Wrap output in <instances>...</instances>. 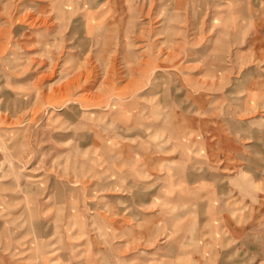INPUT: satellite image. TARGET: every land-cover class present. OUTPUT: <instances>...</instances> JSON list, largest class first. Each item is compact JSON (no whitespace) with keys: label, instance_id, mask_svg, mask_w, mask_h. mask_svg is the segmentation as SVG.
<instances>
[{"label":"rangeland","instance_id":"rangeland-1","mask_svg":"<svg viewBox=\"0 0 264 264\" xmlns=\"http://www.w3.org/2000/svg\"><path fill=\"white\" fill-rule=\"evenodd\" d=\"M211 1L125 0L124 15L114 20L119 24L94 26L87 25L98 5L91 0H0V264H50L43 259L55 246L76 254L89 237L93 244H118L113 254L123 257L124 264L138 258L149 263L160 254L162 260L173 258L178 246L165 249L166 241H183L182 248L191 255L207 243L204 254L211 253L210 236L199 231L212 226L211 208L219 209V215L234 213L238 186L229 177L232 171L208 167L209 160L197 145L190 153L184 150L190 145L186 137L179 138L177 114L188 109L187 114L207 117V110L214 109L220 123L242 142L250 114L242 100L244 59L238 48L236 57L231 54L232 45L242 49L243 43L238 38L225 41L227 28L212 24L221 20L209 18ZM258 7L252 6L250 26H236L235 37H248L250 28L259 32V26L254 27L260 3ZM161 36L168 41L159 43L155 37ZM158 48L166 49L177 64L167 77L152 75L150 80L153 84L166 80L169 101L183 100L169 107L167 120L158 118L161 106L155 108L157 118L148 115V100L159 99L160 93L148 94L147 72L136 67L144 65L148 49ZM128 83L132 85L126 89ZM209 94L218 101L203 102L198 109L202 113H196L198 101ZM132 98L137 100L135 120L130 115L117 118L123 114L119 103ZM164 130L166 140L164 133L160 136ZM142 169L150 172L149 177L138 174ZM177 177L202 178L188 185L192 201L184 205L173 198L180 188L176 185L165 203L168 191L163 185ZM239 189L245 194L244 187ZM132 192L141 193L138 202ZM62 193L76 197L75 206L68 200L54 202ZM184 210L187 214L180 219ZM69 211L87 223L88 232L77 228L61 232ZM169 219L152 242L147 241L152 232L143 234L147 240L135 234L137 223L155 229V223L165 225ZM116 220L121 224L112 229ZM179 221L185 222L184 229L176 226ZM197 235L202 236L198 241ZM228 245L222 240L216 249ZM174 261L213 264L209 256Z\"/></svg>","mask_w":264,"mask_h":264},{"label":"crops","instance_id":"crops-1","mask_svg":"<svg viewBox=\"0 0 264 264\" xmlns=\"http://www.w3.org/2000/svg\"><path fill=\"white\" fill-rule=\"evenodd\" d=\"M91 2H95V6L98 5L93 7L95 11L88 17V20L90 21L87 22V25L104 26L119 24V22L116 23L114 20L124 15L123 13L126 8L124 5L125 0H91ZM259 3L260 15L257 23L254 25L255 28L259 26V32L256 33V29L250 28V34L248 37H243L242 39L240 37H235L237 25L240 26L243 24L250 26L252 24L251 19L253 17L251 9L252 6L259 9ZM202 9H205L204 6ZM208 9L211 12L210 15H212L209 18L217 17L216 19L221 20V23L212 22V24H222L227 28L229 37H224L227 38V40L224 39L225 41L236 42L238 38V40L243 43L242 49H239L240 46L236 47V45H232L231 48L234 50L231 51V54L233 57H236V50L238 48L240 53L238 55L244 59L242 76L245 93L242 100L245 110L250 111V114H248L249 118H247V123L245 125L246 128L249 127V130H247L242 136L244 139L242 142L235 132L230 130L228 126L220 123L214 109L207 110V117H203V114H201V116L187 114L188 109H184L182 113L179 112L180 114H177V117L179 118L177 122L180 123V125H178V132L180 133L179 138L184 139V137H186V139L189 140L187 141V144L190 146L184 148L187 153H190L192 145L195 144L197 145V149L195 148L196 150L199 149L201 152L205 153L206 160H209V162H205L213 171L217 170L220 172L222 171L223 173H225V171H232V175L229 177L234 180V185L238 186V188L235 189L234 215L232 214L229 217L228 215H222V213L219 215V209L218 211L213 208L209 210V221L212 223V226L203 227L199 232L203 236H210L209 243L213 245L210 254H204L205 248L208 249L207 243L203 245L204 249H202V251L196 250V253L191 255V251H187L185 247L182 248L185 246L183 241L177 240V243H175L176 240L174 242L166 241L163 245L165 249H171L175 245L176 247L178 246L176 249L179 252L175 253L173 258H164L163 260L160 258V254L157 256V259L151 260L150 262L148 261L150 264H154V262L159 259L162 260L160 264H178L174 260L179 258L193 259L201 256H209L211 260H213V264H264V0H246L244 3H225L220 0H212L211 2H208ZM253 31L255 32L253 33ZM155 38H159V43L161 44L168 41L165 36ZM215 39H219V37H214L213 40ZM166 51V49L163 50L159 48L158 50L148 49L146 62H143L144 65L136 66L140 73L147 72L149 83L147 86V89L149 90L148 94L150 95L152 91L154 95L160 93L159 99L153 101L148 100L147 106H151L147 113L148 115L157 118L155 116V108L161 106L164 109L163 113L162 111H158L157 113L158 118L163 117L160 118L161 120H167L168 117L171 116L172 111L170 114L168 113L169 107L183 103V100L179 97H174L173 100L170 98L169 101L168 93L171 91V87L168 86V84L170 85L169 82L165 80L162 83L159 82V84H153L152 80H150L152 75H157V77L159 75L167 77L171 73V67H173L174 64H177V62H173V56H170ZM86 58L91 59L92 55L87 54ZM228 68L231 69L232 65L229 64ZM202 72L205 71L202 70ZM129 84L130 83L125 85L126 89L128 86L130 87L132 85ZM210 97L212 96L209 94L205 99L198 101V105H196L195 108L196 113L197 111H201L202 113V110L198 109L202 108L201 106L203 105V102L204 104L205 102H217L219 99L216 97ZM119 104H122L123 109L120 111H123V114L117 116L114 112L115 116L120 118L130 115V119L135 120L133 116L136 111L133 110V106L137 104V100L132 98L128 102H122ZM129 106L131 109H127ZM151 107L154 108V111ZM166 107L168 108L166 109ZM119 108L121 107L119 106ZM140 110L141 108H139V111ZM162 114L163 116H161ZM183 114L185 115V119ZM185 120L186 122H183ZM159 127H162L160 122ZM163 127V129H169L166 125H163ZM163 133L166 140L167 137L165 135V130L160 136H162ZM155 134L157 135V133H153V135ZM209 158H211V161ZM136 159L139 160L140 157H136ZM188 168H190V166H188L187 169ZM143 172L148 175L144 176ZM138 174L142 177H149L150 172H146V170L142 169ZM200 179L202 178H195L192 180L188 178L184 181L180 177H177L174 180L170 178L169 182L163 185L165 190L168 191V193H165L167 194L164 197L165 203H168L171 200L170 193L174 190L172 188L173 185L180 187L177 189L178 192L173 194V198L179 202V204L184 205L185 203L192 201L188 195V185H191V183L197 184V181ZM150 181L154 182L152 179ZM92 184L94 186L97 185V183L94 182ZM64 185L70 186L71 184L64 183ZM239 186L244 187L245 194H242ZM118 188L121 189V191H124V188ZM114 189L117 190V188ZM132 195L134 196V201L138 202L141 193L132 192ZM55 198L54 202L68 200L72 206H75L76 203V197L70 193H62ZM58 207L59 206H56V211H58ZM121 210L125 211L124 208ZM130 213L133 214V211ZM186 214L187 210H184L178 215V217L181 219L186 216ZM74 220H76V224L72 225ZM118 224H121L120 220L112 222L111 228L117 229L119 227ZM164 224L165 225H161L157 222L155 223V229H143L139 226V223H137L135 225L138 226L134 228L135 234L147 240L143 234L147 231L150 233L152 232L150 235L151 237L149 236L150 239L147 240L148 242H152V240L155 239L156 234L160 233L157 230L160 228L161 231H163V229L165 230V226L170 224V219L169 222L168 220H165ZM86 225L87 223L80 221L77 212L73 213L72 211H69L63 222V228H65V230L63 229L61 232L69 234L76 231L74 229L77 228L79 229V232L86 233L88 232V230H85ZM176 226L180 229H184L185 222L182 223V221H179V225ZM82 228H84V230H82ZM200 237L202 236H198L197 241ZM222 240H227L229 245L224 248L218 246V249H216L217 243H220ZM75 245H77V243ZM117 245L118 244H116L115 247L113 245L108 247L101 244L99 245V243L93 244L92 238L89 237V239L84 241L83 249L79 250L76 254L64 253L61 251V248L58 249V247L55 246L51 250L52 254L46 253L43 260L48 261L50 264H124L123 257L113 254L114 250L112 249L113 247L117 248ZM226 256H229V258L226 259ZM138 259V262L134 264H149L142 262L143 258Z\"/></svg>","mask_w":264,"mask_h":264},{"label":"bare ground","instance_id":"bare-ground-1","mask_svg":"<svg viewBox=\"0 0 264 264\" xmlns=\"http://www.w3.org/2000/svg\"><path fill=\"white\" fill-rule=\"evenodd\" d=\"M116 54H117V53H116ZM32 60H35V59H32ZM35 61H36V60H35ZM41 61H42V60H41ZM52 68H53V67H52ZM47 71H48V70H47ZM44 72H45V71H44ZM51 72H52V71H51ZM51 72H50V73H51ZM75 74H76V73H75ZM42 75H43V74H42ZM78 75H79V74H78ZM37 76H38V75H37ZM36 79H37V78H36ZM72 79H73V78H71V80H72ZM75 79H76V78H75ZM67 82L69 83V81H67ZM64 83H65V82H64ZM68 83H67V84H68ZM75 83H76V82H75ZM62 85H64V84H62ZM58 86H59V85H58ZM94 92H95V91H94ZM90 94H91V93H90ZM181 103H182V102H181ZM134 128H136V127H134ZM65 172H66V171H65ZM63 173H64V172H63ZM29 177H30L29 179H30L31 181L38 180V178H37L36 176H29ZM117 214H118V213H117ZM28 230H29V229H28ZM31 231H32V230H31Z\"/></svg>","mask_w":264,"mask_h":264}]
</instances>
